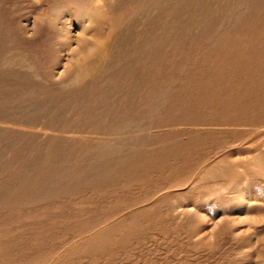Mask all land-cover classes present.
<instances>
[{
	"label": "rangeland",
	"instance_id": "obj_1",
	"mask_svg": "<svg viewBox=\"0 0 264 264\" xmlns=\"http://www.w3.org/2000/svg\"><path fill=\"white\" fill-rule=\"evenodd\" d=\"M134 1L114 0L124 11ZM224 1L220 0L219 11L230 15L228 0ZM197 6L206 14L202 4ZM77 7L95 16L96 26L87 24L81 30ZM100 11L91 0H0V264H264V166L255 169L253 179L255 217L238 222L236 213L212 206L219 197L229 196L226 181L242 173L253 175L247 167L260 156L264 162V89L260 86L264 87V64L256 58L258 63L254 61L250 71L257 72L251 77L247 58L248 65L244 60L234 61L222 69L216 60H200L202 48L175 51L176 36L187 37L195 31L192 15L170 12L161 24L156 18L145 20L141 13L113 21L107 10ZM176 18L180 20L174 25ZM107 25L114 27L115 34ZM160 25L170 43L162 50L156 42ZM162 57H167L168 73L158 72ZM147 60L157 63L152 70L141 66ZM157 76L161 83L169 79L167 86L176 93L172 90L167 96L175 94L177 99H181L179 93L188 91L178 86L190 79L209 91L217 84L222 95L239 86L242 97L235 109L197 105L195 111L187 112H192L189 116L182 113L183 108L170 113L167 106L165 114H153L128 127L135 131L120 128L105 134L100 116L107 104L120 107L123 101H132L130 115L142 118L144 108L137 93L147 82L154 85ZM245 83L251 89L244 93ZM246 105H254L257 111L252 127L247 124ZM141 134L153 147H187L189 154L181 156L179 166H198L192 171L189 189L173 178L166 179L162 170V175L152 177L150 186L124 188L120 181L117 184L123 187L117 185L114 191L103 189L100 182H89L79 191L80 184L78 192L55 194L57 172L77 167V154L116 135L131 145L123 154L143 156L148 148L137 145V139L145 142ZM71 156L74 159L68 163ZM203 163V168L196 165ZM208 167L221 171L203 174Z\"/></svg>",
	"mask_w": 264,
	"mask_h": 264
},
{
	"label": "bare ground",
	"instance_id": "obj_2",
	"mask_svg": "<svg viewBox=\"0 0 264 264\" xmlns=\"http://www.w3.org/2000/svg\"><path fill=\"white\" fill-rule=\"evenodd\" d=\"M109 1H111V0H91L92 4L94 5V7L97 10H101V11L107 10L109 12L108 18H110V20H113V21L117 18H120V21L124 20L125 17H127L128 15L134 16L136 18L137 15L141 13L139 16L144 15L143 18H145V20L151 21L154 18H156V19L160 20V22L162 24L164 21L168 20L167 17L170 15V12L171 13H176V12L182 13L183 16H186V15L191 16L192 15L190 19H192L193 25L196 26L194 28L195 31L191 30L190 35H188L187 37L181 36L180 38H178L176 36L175 40L173 41V42H175V43H173L175 51L180 49L183 51L186 50L190 53V51H193L194 49L197 51V48H202L204 50H203V53L200 55V58H201L200 60L203 59L204 62L212 61L213 63L215 62L214 60H216L217 66H219L222 69L233 66L234 61H235V63H238V62L240 63L241 60L242 61L244 60L247 64L248 63L247 59H248V61L250 62V64H249L250 66H249V68L247 66V68H248L247 72L251 77L257 72V71H250V67L252 66L251 64L254 61H256L255 60L256 58H260V59H258V61L261 60L260 65L263 67V64H264V60H263V55H264V0H228L227 6L229 7V12H230V10H232L233 12L231 11L230 15L225 13L224 16H223V13L220 12L221 10L219 11L218 6L220 5V3H219L220 0H209V1L208 0H135L133 2V6L131 5L132 8L130 10L125 9L126 11L122 10L118 5H116V2H114V0H113V4H110ZM198 4H202V6H204V8L206 10V14L202 10L198 9V6H197ZM81 6L83 7V5H81ZM76 9H77V12L78 11L79 12L77 13V15L75 14V16L79 17L82 20L81 30H85L87 27V24H90V26H91V24L96 26V19H94L95 16L93 17L92 14L90 16L89 14L85 13L84 10L83 11L80 10L81 8L77 7ZM179 20H180L179 18H176L174 25L179 23ZM181 21H180V23H181ZM107 27L109 28V32L113 31L114 32L113 34H115L116 31H114L113 26L107 25ZM149 29H150V27H149ZM84 33H85V31H84ZM158 33H159V39H157L156 42L158 44L159 49L162 50V48H164L165 46H168L170 43L168 44L167 39H166V35H165L166 34L165 30L161 27V25H160V29L158 28ZM140 37H142V35ZM105 38H107V37H105ZM142 38H144V37H142ZM105 40H107V39H105ZM108 41H106V42H108ZM173 44H171V45H173ZM144 45H145V43H144ZM98 47H99V49L103 48V42H100ZM222 52L225 54H222ZM184 53L186 54L187 52H184ZM184 53H181V54H184ZM96 54H98V53H96ZM186 55L188 56V54H186ZM192 55H194L193 52H192ZM185 56L183 55L182 57H185ZM164 58L165 57H162L161 61L159 60V62H158L159 63V65H158L159 66V69H158L159 73L161 71H164V73H168V71L170 70V66L167 65L168 63L166 64L167 57L165 60H164ZM148 60L145 64H141V66L143 65L144 67H147L150 70H152L157 63H154V62L152 63L151 62L152 60H150V61H148ZM153 61H156V60H153ZM201 63L203 64V62H201ZM147 64H148V66H147ZM191 64H192V62H191ZM193 64H194V62H193ZM216 64H215V66H216ZM215 68H217V67H215ZM258 68L259 67H257V69ZM211 75H212V73H211ZM212 76H214V75H212ZM223 76H225V75H223ZM223 76H222V78H224ZM251 77H249V78H251ZM256 77H258V76H256ZM258 78H256V79H258ZM228 79H229V77H228ZM253 79H255V78H253ZM259 79H261V78H259ZM157 80H160L158 78V76L154 80L155 81V84L153 83L154 85H151L149 82H147L145 84V86L142 84L143 87L141 86L142 87L141 90H139L137 93V95H140L138 97L136 96L137 99L139 100L138 102H141V104H142L141 108H144L143 113H142L143 114L142 118H137L136 114L130 115L133 113V111L131 110V106H130L132 101H127V102L123 101V103H120V104H123L122 106L118 104L120 107H116L115 105H113V106L111 105L109 107V104H107L108 108L104 112H102L101 116H100L101 120H102V124L106 128V131H104L105 134L107 131L108 132H110V130L118 131L120 128L122 130L123 129L130 130L129 128H131V127H129V126L137 124L136 123L137 121L139 122L141 120H145L146 118L151 117L153 114H157V113L159 115L165 114V110L168 108L167 106H169V110H172L170 113H172L173 111L181 110L183 108L182 113L186 114V115H187V112H189V111H195V106H197V105H211V104H213L214 106L217 105L216 107L219 106V107H222L224 109L229 108L230 110H232V107L235 109L236 106H238L239 99L241 100V97H242L241 95H239L240 94L239 91H241L239 86L232 87L230 90H227L229 92L222 95L221 93L218 92V88L216 86L217 84H215V88L212 91H209L208 89H205L206 87H202V85H199L198 82L194 81L193 79H190V80H184V82L178 86V88H181V89L186 88V89H184L185 92H186V90H188L189 92L187 91L188 93L186 92V94L185 93H179L181 99H177V98H175L176 97L175 94L174 95L171 94L170 97L167 96V94H170L172 92V90L174 93H176V89H171V88H169V86H167V85H171V83L168 84L169 79H168L167 83L166 82L161 83L160 81H157ZM206 80H210V79L207 78ZM211 80H212V77H211ZM138 82H139V78L135 79V81H134L135 87H137L136 85ZM170 82H172V79H170ZM245 84H247V83H245ZM249 84H251V83H249ZM158 85H160V86H158ZM260 86H262L261 88L264 89L262 83ZM254 87L257 88L256 86H254ZM249 89H251V87H249V85L246 86L245 88H243L244 93L246 91H248ZM179 92H182V91H179ZM220 92H221V90H220ZM251 97H253V96H251ZM245 100L246 99H244V101ZM117 103H115V104L117 105ZM166 104H168V105H166ZM245 104H247V103H245ZM249 105H250V102H249ZM254 107H255L254 105L252 107H249L248 105H246L245 112L250 117V120L247 121V124L249 126H251V124L254 120V117H256L254 115V112L257 113V111L255 110ZM173 108H175V109H173ZM160 113H162V114H160ZM170 113L167 115H171ZM190 113H192V112H190ZM190 113H188V114L190 115ZM260 114H262V112ZM128 115H130V116H128ZM189 115H187V116H189ZM163 119H165V118H163ZM262 124H264V123L262 122ZM145 128L146 127H144V129H143V127H142L143 130H145ZM148 129H150V128H148ZM122 130H120V131H122ZM131 130H133V129H131ZM137 130H139V128H137ZM150 130H152V129H150ZM133 131H135V130H133ZM145 131H149V130H145ZM112 132H110L108 135H112L113 134ZM123 132H125V131L123 130ZM123 132H122V134H123ZM126 132L128 133V131H126ZM118 135H121V132H120V134L118 133ZM144 135H146V134H144ZM131 136H132V134H131ZM134 136H137V135L134 134ZM141 136H142V134L140 135V137ZM158 136L157 137L160 138V134H158ZM226 136H228V135H226ZM115 137H117V136L115 135ZM115 137L114 136L113 137L107 136L105 139H103V141H101V143H97V144L94 143V145L90 146L88 148V150L85 153L81 154L80 156L77 154L76 155V161L78 162L77 167L68 166L67 169L57 172V174H60V175L58 176L59 182L57 185H55V187L57 189L56 190L53 189L55 194L56 195H64V194L66 195V194H72V192H74V191L78 192V187L80 186V184H81V186L79 187V191L82 190V186L89 184V182H97V183L100 182L101 186H103V189H110V190H114V191L117 189L118 186L121 185V184L120 185L117 184L120 181L124 182V183H122L124 185V188L125 187L129 188V187L133 186V184H144L143 187H145V185H149L150 182L153 180L152 177L159 176V174L162 175L163 174V173H161L162 170H164V171L166 170L165 171L167 174L166 179H169V178L172 179L173 178L174 180H177L179 183L187 186L188 189L190 188V186H192L193 181L191 180L192 179L191 174L193 173L192 171L194 169L198 170V168H197L198 166H195V168H193L194 165L188 164V166H186L184 168V166L181 167L178 164L180 162L179 159L181 158V156H185V155L189 154L187 152L188 149H186L187 147H185V145L184 146L183 145L172 146V144H171V146H168V144H166V145L159 146V144H158V145L153 147L152 143L146 142V139L148 137L146 136V139H145L144 138L145 136H144V137H141V139L144 138L146 143L143 140H141L143 143H139L140 140L136 138L139 142H138V144L137 143H134V144H137L141 148H144V149L148 148V149L145 152L146 153L145 155H143V156L141 155V156L136 157L133 154H131V155L123 154L122 152L124 150H126L127 145L128 146H131V145H130V143H128L126 141H123L124 143L121 142L120 137H119L120 140L116 139ZM137 137H139V136H137ZM132 138L130 137L129 139L132 141ZM161 141L166 143V141H168V139L161 138ZM165 143H161V144H165ZM202 146L203 145H201L199 147L202 148ZM196 149L197 148H195V150ZM261 152H260V154H261ZM72 159H74L73 156L69 157V159H67L68 163H70ZM261 159L262 158L260 156L256 163L251 162V165L247 167V171L250 173H254L253 175H248L246 173H242L239 177L233 178L231 181H226V184L228 183L229 196L228 197L227 196L219 197V199L216 201V204H214L212 206L216 205V208L219 207L222 209V211L228 210L227 211L228 213L229 212L236 213L238 222H245V221L248 222L252 216L255 217L256 213H253L254 206L252 204V197L256 196V193H255V191H253L252 185L255 184V181L253 180V179H255L254 175H257L255 172L256 171L255 169L264 166L263 165L264 162L260 161ZM221 163H224V162L221 161ZM196 165H199V166H201V168H203L204 163L203 164H196ZM231 168L232 167H230V169ZM63 169H64V167H63ZM232 169H235V168H232ZM244 169H245V167H244ZM219 171H221V170L219 169V170L213 171L212 167H208L205 169V171L203 170V172H204L203 174L212 175V174H216V172H219ZM227 172L230 173L229 170L228 171L226 170V173ZM234 176H235V174H234ZM234 176H232V177H234ZM123 185H121V186L123 187ZM101 186H97V187H101ZM74 187H76V189H74ZM136 187H137V185H136ZM95 189H97V188H95ZM120 189H122V188L120 187ZM122 190H120V191H122ZM88 191H90V190H88ZM117 191H119V190H117ZM50 192L51 191L49 190V192L47 193V197H49L51 195ZM62 192H65V193H62ZM106 192H108V191L106 190ZM193 193H191V195H193ZM98 194H100V193H98ZM82 195L84 196V194H82ZM115 195H118V194H115ZM128 195H129V193H128ZM128 195H126V196H128ZM187 195H189V194H187ZM261 195H263V194H261ZM76 196H78V195H76ZM89 196L86 195V197H89ZM190 197H192V196H190ZM194 197L195 196L193 195V198ZM72 200H74V199H72ZM183 200H185V199H183ZM220 200H222V201H220ZM60 201H61V199H60ZM81 201L83 203L84 200L81 199ZM85 201H88V199ZM195 201H196V199H195ZM204 201H206V200L204 199ZM104 202H105V200H104ZM67 203H68V201H67ZM94 203L95 202H93V204ZM260 203H262V202H260ZM37 204H38V201H37ZM88 204H90V203H88ZM57 205H59V204H57ZM64 207L66 208V206H64ZM204 208L205 207H203V209ZM209 212H211V210ZM207 213H208V211H207ZM232 213H230V214H232ZM226 216H227V214H226ZM110 217H112V216H110ZM146 218H147V216H146ZM149 218H151V217H148V219ZM128 220H130V218ZM253 220H254V218H253ZM85 222L86 221H84V223ZM142 222H144V221H142ZM145 222H147V221H145ZM148 222H151V221H148ZM93 227H95V226H93ZM85 229H86V227H85ZM101 232H103V231L101 230ZM122 232H123V230H122Z\"/></svg>",
	"mask_w": 264,
	"mask_h": 264
}]
</instances>
